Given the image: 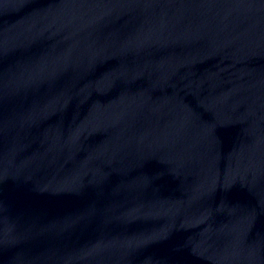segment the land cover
Here are the masks:
<instances>
[{
  "label": "water",
  "instance_id": "1",
  "mask_svg": "<svg viewBox=\"0 0 264 264\" xmlns=\"http://www.w3.org/2000/svg\"><path fill=\"white\" fill-rule=\"evenodd\" d=\"M0 264H264V0H0Z\"/></svg>",
  "mask_w": 264,
  "mask_h": 264
}]
</instances>
